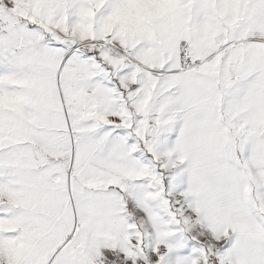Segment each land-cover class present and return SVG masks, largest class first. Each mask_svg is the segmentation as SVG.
<instances>
[{"label": "snow or ice", "instance_id": "6c2138e0", "mask_svg": "<svg viewBox=\"0 0 264 264\" xmlns=\"http://www.w3.org/2000/svg\"><path fill=\"white\" fill-rule=\"evenodd\" d=\"M0 264H264V0H0Z\"/></svg>", "mask_w": 264, "mask_h": 264}]
</instances>
